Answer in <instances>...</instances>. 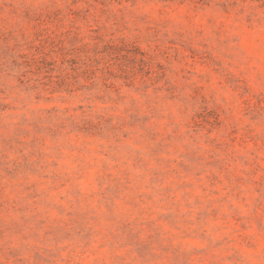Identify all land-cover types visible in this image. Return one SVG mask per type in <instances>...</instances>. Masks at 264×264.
<instances>
[{
	"label": "rangeland",
	"instance_id": "obj_1",
	"mask_svg": "<svg viewBox=\"0 0 264 264\" xmlns=\"http://www.w3.org/2000/svg\"><path fill=\"white\" fill-rule=\"evenodd\" d=\"M0 264H264V0H0Z\"/></svg>",
	"mask_w": 264,
	"mask_h": 264
}]
</instances>
